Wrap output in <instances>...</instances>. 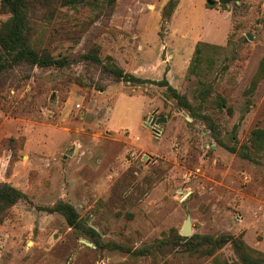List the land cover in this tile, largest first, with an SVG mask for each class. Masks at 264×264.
<instances>
[{
  "label": "rangeland",
  "instance_id": "rangeland-1",
  "mask_svg": "<svg viewBox=\"0 0 264 264\" xmlns=\"http://www.w3.org/2000/svg\"><path fill=\"white\" fill-rule=\"evenodd\" d=\"M166 1L114 0L109 13L88 2L61 7L38 22L33 37L54 56L96 44L102 61L109 57L140 78H164L193 106L210 88L224 101L201 111L228 148L155 82L114 81L79 60L2 73L0 141L22 145L10 168V151H0V181L30 202H17L0 222V264L210 262L179 251L133 257L85 245L61 215L40 210L58 199L104 241L140 247L179 230L188 216L192 233L240 235L264 256V149L253 151L248 142L249 131L264 126V77L244 94L264 56V0H213L212 7L177 0L162 23ZM193 64L195 74L188 71ZM150 116L165 121L151 130L144 125ZM215 254L236 259L229 244Z\"/></svg>",
  "mask_w": 264,
  "mask_h": 264
},
{
  "label": "trees",
  "instance_id": "trees-1",
  "mask_svg": "<svg viewBox=\"0 0 264 264\" xmlns=\"http://www.w3.org/2000/svg\"><path fill=\"white\" fill-rule=\"evenodd\" d=\"M87 2L88 4L92 3L100 12L109 13L114 0H0V14L6 16L4 20L0 21V75L18 66L38 69L54 67L60 69L72 61L79 60L97 67L101 73L109 76L114 81L122 80L131 84L148 81L155 82L156 84L164 85L169 91L171 98L177 103V106L180 109H185L190 118L199 120L209 130L213 139L218 144L225 146L219 138L217 124L210 118L208 113L201 111L203 107H211L213 104L221 107L224 101L217 94L210 95V88L202 91L201 103L193 106L184 94H179L168 85L164 78L160 81L140 78L132 73L123 71L109 57H106L107 61H102L98 56V46L96 44H91L82 53L54 56L45 46H42V40L33 37V29L40 20H51L61 7H73L76 4ZM176 2L177 0H167L164 3L160 10L162 23L167 21ZM212 4H207V6L212 7ZM199 50L198 47L195 48L196 55L194 59L197 62H199ZM196 67L193 64L188 67V71L195 74L197 73ZM263 77L264 56L259 59L258 65L244 89V94H251ZM248 142L253 151L264 149V126L252 128L248 133ZM21 145L20 139L10 137L0 141V151L3 148H7L10 151L9 168L16 160V150ZM243 148L246 147H242L239 153L247 156ZM229 150L232 151L233 149ZM21 201L30 202L28 196L19 188L8 182L0 181V222L5 218L11 206ZM39 208L47 213H58L61 215L72 231L100 250H119L133 257H155V254L163 256L173 251H179L185 252L186 255L193 258L210 257V262L207 264H264V256L247 246L240 235L192 233L190 236L184 237L178 234V230L171 228L162 237L153 239L140 247L133 248L113 240H102L100 234L92 226L84 224L75 208L61 199L56 200L51 205ZM226 244L230 245L236 256L234 261H227L220 255L215 254Z\"/></svg>",
  "mask_w": 264,
  "mask_h": 264
},
{
  "label": "water",
  "instance_id": "water-1",
  "mask_svg": "<svg viewBox=\"0 0 264 264\" xmlns=\"http://www.w3.org/2000/svg\"><path fill=\"white\" fill-rule=\"evenodd\" d=\"M227 0H217L218 3H224ZM205 2L208 5H211L213 3V0H205ZM184 114V113H183ZM165 118L164 117H160V118H155V117H148L147 122L144 123L146 128H149L151 130H155L157 129V123L158 122H164ZM70 151H66L65 155L70 154ZM65 155H63V157H65ZM99 232V231H98ZM178 234L180 236H184V237H188L192 234V228H191V224H190V220L189 217L186 216L185 219L183 220L181 227L178 230ZM81 241L85 244V245H89L91 247H94L91 243H89L86 240L81 239Z\"/></svg>",
  "mask_w": 264,
  "mask_h": 264
}]
</instances>
